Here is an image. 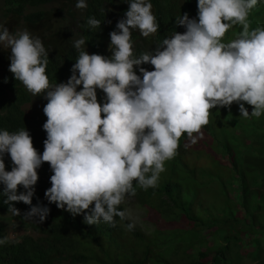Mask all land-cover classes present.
<instances>
[{"label": "clouds", "instance_id": "obj_1", "mask_svg": "<svg viewBox=\"0 0 264 264\" xmlns=\"http://www.w3.org/2000/svg\"><path fill=\"white\" fill-rule=\"evenodd\" d=\"M191 2L192 13L180 9L184 14L174 20L186 30L169 32L156 48L139 55L131 30L147 38L160 27L150 0H128L125 18L116 24L119 32L109 34L111 57L89 54L74 29L69 41L79 55L61 82L46 74L48 51L39 37L27 29L12 33L0 23V44L11 50L9 71L32 98L43 93L47 100L38 110L47 117L42 154L25 128L0 130V183L14 216L20 212L10 202L31 204L37 169L46 162L53 172L44 193L50 203L73 216L83 214L88 225L114 227L117 217L131 220V231L138 217L120 205L136 195L134 182L145 191L158 186L165 162L175 158L185 133L196 144L214 110L233 103L244 119L264 114V0ZM87 7L86 0H77L76 8ZM87 23L101 25L95 17ZM235 26L241 30L223 42ZM145 64L148 70L141 67ZM5 154L14 165L10 171ZM18 186L26 191L17 194ZM48 213L47 207L34 206L23 218L38 217L34 222L42 223Z\"/></svg>", "mask_w": 264, "mask_h": 264}, {"label": "trees", "instance_id": "obj_2", "mask_svg": "<svg viewBox=\"0 0 264 264\" xmlns=\"http://www.w3.org/2000/svg\"><path fill=\"white\" fill-rule=\"evenodd\" d=\"M191 1L150 0L160 27L147 38L138 30H131L135 54L156 48L169 32L183 33L186 29L177 26L174 20L184 14L180 9L187 8L192 13ZM76 3L77 0H2L6 15L20 20L21 28L42 40L48 51L46 74L51 81L61 82L78 59L79 51L69 41L75 37L74 29L79 39H85L84 47L89 54L111 57V50H107L109 34L119 32L116 24L128 10V0H86V9L76 8ZM90 17L101 21L100 28L88 25ZM65 22L70 23L72 32L61 35L59 28ZM3 24L10 28L9 23ZM238 27L229 30L223 42L233 39L241 30ZM6 51L0 73V130L15 132L25 128L34 148L42 154L47 138L43 124L47 117L38 110L32 113L23 110L22 106L33 98L9 71L11 50ZM141 67L148 70L149 65ZM101 94L103 102L105 94L102 91ZM232 105L234 112L239 110L236 103ZM247 107L251 114L252 106ZM230 110H214L209 124L202 129L201 148L191 147L186 133L181 137L178 153L165 162L166 170L156 188L145 191L134 182V198L145 208L152 225L149 234L136 227L129 231V220L121 221L119 217L115 218L114 227L105 222L88 225L83 214L73 216L57 208L44 195L51 187L53 174L46 162L37 169L31 204L10 202L20 215L14 216L10 211L3 195L4 185L0 183V214L10 213L24 229V233L8 239L6 223L0 217V239L7 240L0 244V264H240L245 257L255 264H264V205H261L264 187L259 186L256 193L247 188V180L264 185V114L244 119L236 112L238 116H229V120L222 122ZM237 124L244 126L239 129L243 135L239 140L227 132V127ZM215 129L219 133L215 134ZM231 134H235L233 129ZM243 140L252 148L250 153L244 149ZM205 152L218 154L220 159L212 158L216 167L231 173L226 192L220 188L222 183L225 185L220 175L210 171L211 159ZM4 163L6 171L14 166L8 154L4 155ZM206 179L222 183L207 188ZM238 180L240 183H236ZM206 190L211 192V199L207 198ZM25 191L18 186L17 194ZM34 206L49 209L42 223L34 222L38 217L34 221L23 218ZM120 210H124L122 204ZM243 247L247 251L243 252Z\"/></svg>", "mask_w": 264, "mask_h": 264}, {"label": "rangeland", "instance_id": "obj_3", "mask_svg": "<svg viewBox=\"0 0 264 264\" xmlns=\"http://www.w3.org/2000/svg\"><path fill=\"white\" fill-rule=\"evenodd\" d=\"M1 0H0V23H3V21L9 23V27H6L9 29L10 32H17L19 30H22L23 28H21L20 26V20H15L14 18H11V17H8L6 16L3 12H2V9H1ZM59 30L61 31H64L63 33L64 34H68L70 31H71V28H70V25L69 24H64ZM111 45H108V49L111 50ZM7 48H4V46L2 44H0V73H1V63L3 62V54L6 53L7 51ZM77 90H79V88H77ZM47 103V100L44 98V95L43 93H41L40 95L38 96H33V101H30L29 103L25 104L23 106L24 110L26 112H35L36 110H42L43 107L46 105ZM229 109H231L229 112L232 113V116L235 118L236 116H238L237 114H233L234 113V106L232 105ZM236 112H239L238 109H236ZM229 120V117H224L221 121L224 122V121H227ZM240 121V120H239ZM234 126H230V127H227V132L230 134V135H235V138L234 139H242L243 138V135L239 132V129H243V125L242 124H237L235 125V127L233 128ZM232 129L234 130L235 134H231L232 133ZM215 134L219 133V130L218 129H215L214 130ZM205 136V135H204ZM190 146L192 147H196V148H201L203 146V144L201 143V139L198 140V142L196 144H190ZM240 147V145H239ZM243 147H245L244 149L247 150V153H250L251 149L243 140ZM210 148V147H209ZM211 151H213L211 148H210ZM205 154H207L210 159H211V162H210V171H213L215 173H218L220 175V177L222 178V180L224 181L225 185L223 187V183H222V186L220 187L221 189L224 188V191L226 192L227 191V187L226 185H228V176H230V172L228 170H221L220 167H216V164H215V161L212 160V158L214 159H220L219 155L216 154L215 152H205ZM250 158H248L247 160H249ZM247 176V175H246ZM245 177V179H248V177ZM206 187L207 188H210V185L212 186H215V187H219L220 186V182L219 181H216V182H213V180H209V179H206ZM246 181V180H245ZM236 183H240V180L236 181ZM234 186H237V185H234ZM259 186H263L264 185H261L259 184V181H256V182H249L247 180V188L249 190H255V193L258 192L257 190L259 189ZM230 188V187H229ZM207 191V190H206ZM207 198L208 199H211V192L210 191H207ZM124 206V209H130L132 214H133V217L134 218H137V221H136V228H138L140 231L146 233V234H149L151 232V228H152V225L150 224V222L148 221L147 219V213H146V210L143 206H140L137 204L136 202V199L134 197H129L125 200V202L122 204ZM261 205H264V202L261 203ZM0 217L2 218V221H4L6 223V234H7V238L8 239H13V237H15L16 235H19V234H22L24 233V229L21 228L18 224H17V221H15V218L12 217V215L10 213H3V214H0ZM130 222H132L130 220ZM26 232L29 233V230L26 229L25 230ZM243 252L247 251V248L243 247ZM240 264H255V262L253 260H250L248 259L247 257L245 258H242L241 260V263Z\"/></svg>", "mask_w": 264, "mask_h": 264}]
</instances>
